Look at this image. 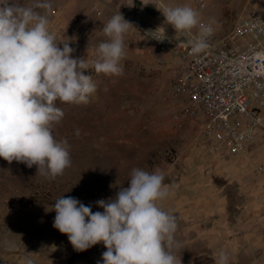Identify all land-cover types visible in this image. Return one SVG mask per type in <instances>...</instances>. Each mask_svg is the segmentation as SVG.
Wrapping results in <instances>:
<instances>
[{"label": "rangeland", "instance_id": "1", "mask_svg": "<svg viewBox=\"0 0 264 264\" xmlns=\"http://www.w3.org/2000/svg\"><path fill=\"white\" fill-rule=\"evenodd\" d=\"M263 10L0 0V264H264V146L231 155L175 122L180 59L140 31L177 24L168 12L223 35ZM27 20L55 21L51 41L22 31Z\"/></svg>", "mask_w": 264, "mask_h": 264}, {"label": "built area", "instance_id": "2", "mask_svg": "<svg viewBox=\"0 0 264 264\" xmlns=\"http://www.w3.org/2000/svg\"><path fill=\"white\" fill-rule=\"evenodd\" d=\"M167 14L177 24L161 28L148 19L140 31L158 52L172 51L180 59L169 92L182 102L174 121L195 122L198 138L224 146L231 155L248 154L257 142L264 146V10L241 15L223 35L206 19ZM19 28L48 43L56 23L27 20ZM14 43L15 37L9 36L3 46L9 50ZM258 172L264 178V158Z\"/></svg>", "mask_w": 264, "mask_h": 264}]
</instances>
